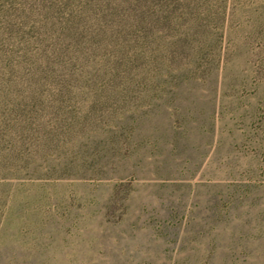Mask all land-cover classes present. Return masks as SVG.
Returning a JSON list of instances; mask_svg holds the SVG:
<instances>
[{"label": "rangeland", "instance_id": "1", "mask_svg": "<svg viewBox=\"0 0 264 264\" xmlns=\"http://www.w3.org/2000/svg\"><path fill=\"white\" fill-rule=\"evenodd\" d=\"M193 8L191 45L147 46L164 76L130 89L97 79L120 43L85 52L108 13L62 16L71 72L46 92L39 172H0V264H264V0Z\"/></svg>", "mask_w": 264, "mask_h": 264}, {"label": "trees", "instance_id": "2", "mask_svg": "<svg viewBox=\"0 0 264 264\" xmlns=\"http://www.w3.org/2000/svg\"><path fill=\"white\" fill-rule=\"evenodd\" d=\"M194 1L198 0H0V172H39L36 150L50 141L44 123L49 104L46 92L53 87L61 91L71 72L69 62L64 63L75 53L68 48L72 26L69 19L62 20L66 12L76 9L118 15L124 8L126 16L119 19L116 32L109 31V15L102 16L105 26L91 38L85 52L107 48V42L120 43L119 49L110 46L115 59L97 79L115 83L128 78L124 87L130 89L164 76L160 72L162 56L145 55L147 46L164 50L191 45L198 27L182 29L181 22L188 15L195 17ZM130 38L142 41L135 45L139 49L133 56L125 52ZM82 59H73L71 67Z\"/></svg>", "mask_w": 264, "mask_h": 264}]
</instances>
